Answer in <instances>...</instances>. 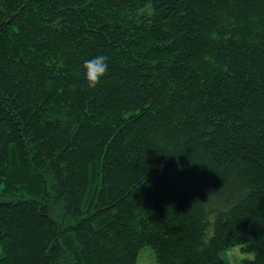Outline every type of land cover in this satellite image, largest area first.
<instances>
[{
  "label": "trees",
  "instance_id": "trees-1",
  "mask_svg": "<svg viewBox=\"0 0 264 264\" xmlns=\"http://www.w3.org/2000/svg\"><path fill=\"white\" fill-rule=\"evenodd\" d=\"M144 246L264 264V0H0V264Z\"/></svg>",
  "mask_w": 264,
  "mask_h": 264
},
{
  "label": "clouds",
  "instance_id": "clouds-1",
  "mask_svg": "<svg viewBox=\"0 0 264 264\" xmlns=\"http://www.w3.org/2000/svg\"><path fill=\"white\" fill-rule=\"evenodd\" d=\"M81 70L89 87H95L109 71L108 57L103 53L96 54L83 61Z\"/></svg>",
  "mask_w": 264,
  "mask_h": 264
},
{
  "label": "rangeland",
  "instance_id": "rangeland-1",
  "mask_svg": "<svg viewBox=\"0 0 264 264\" xmlns=\"http://www.w3.org/2000/svg\"><path fill=\"white\" fill-rule=\"evenodd\" d=\"M227 258L229 264H239L241 259H251L252 254H244L239 247H235L227 252ZM135 264H155L153 253L148 246L140 249Z\"/></svg>",
  "mask_w": 264,
  "mask_h": 264
}]
</instances>
